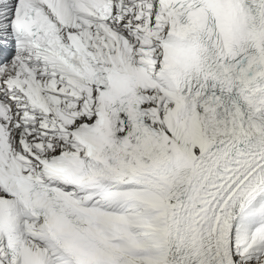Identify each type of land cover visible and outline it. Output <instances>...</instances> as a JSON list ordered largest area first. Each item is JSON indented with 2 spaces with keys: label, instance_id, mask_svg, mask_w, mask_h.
<instances>
[{
  "label": "snow or ice",
  "instance_id": "1",
  "mask_svg": "<svg viewBox=\"0 0 264 264\" xmlns=\"http://www.w3.org/2000/svg\"><path fill=\"white\" fill-rule=\"evenodd\" d=\"M0 264H264V0H0Z\"/></svg>",
  "mask_w": 264,
  "mask_h": 264
}]
</instances>
